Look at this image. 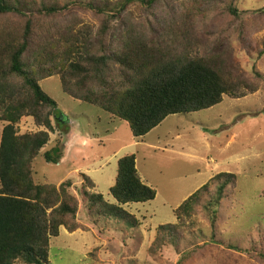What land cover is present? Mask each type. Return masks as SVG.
<instances>
[{"label": "rangeland", "instance_id": "1", "mask_svg": "<svg viewBox=\"0 0 264 264\" xmlns=\"http://www.w3.org/2000/svg\"><path fill=\"white\" fill-rule=\"evenodd\" d=\"M47 1L69 9L41 18V35L61 48L67 47L65 37L78 40L83 57L99 54L96 40L106 17L82 9L88 2L96 6L94 0ZM230 5L240 20L228 12ZM260 10L264 0H160L151 9L129 6L109 22L106 43L132 37L164 51L186 43L191 57L209 59L245 94L226 95L220 104L203 111L171 115L141 139L132 136L125 122L68 96L58 76L39 82L57 103L58 131L49 134L48 145L33 161V177L37 184L56 187L71 181L78 203L79 227L74 233L61 227L59 237L51 239L50 264H264L259 258L264 255V15ZM33 16L40 18L37 12ZM23 21L18 16L0 18V29H16ZM63 120L72 124L71 129ZM6 124L0 121V138ZM16 129L25 134L40 127L32 117H23ZM57 145L59 163H48L44 155ZM127 155H135L138 173L157 187L153 201L125 208L136 218V226L108 214L97 215L81 196L87 176L95 185L92 192L115 204L109 192L117 162ZM52 156L56 159L57 154ZM191 156L198 160L194 163ZM220 173L233 174L236 180L217 208L215 227L202 204L215 194L216 183L190 216L177 220L174 211L195 193L189 195L194 187H203ZM169 224H178L175 243L155 248L158 229Z\"/></svg>", "mask_w": 264, "mask_h": 264}, {"label": "trees", "instance_id": "2", "mask_svg": "<svg viewBox=\"0 0 264 264\" xmlns=\"http://www.w3.org/2000/svg\"><path fill=\"white\" fill-rule=\"evenodd\" d=\"M159 1H92L96 6L86 3L82 9L105 16L106 22L96 40L99 54L83 57L78 40L73 42L74 39L69 41L65 37L67 47L61 48L39 32L44 22L41 18L61 15L68 6L59 7L47 0H0V18L24 19L16 29H0V121L7 123L0 138V264H50L51 239L59 237L61 227L69 233L79 227L75 222L78 203L71 192L72 182L56 187L37 184L33 177V161L48 145L49 134L58 131L54 125L57 103L42 91L40 81L58 76L68 96L125 122L135 139L143 138L171 115L212 108L226 95L244 97L238 91V83L227 81L209 59L191 57L186 43L164 51L132 37L105 42L109 22L120 18L129 6L139 4L151 9ZM34 12L40 18L34 17ZM228 12L240 20L236 8L230 5ZM260 13L264 15V10ZM23 117H32L40 130L19 134L16 125ZM44 158L58 164L60 147L45 153ZM235 180L233 174L215 175L174 211L176 219L190 216L195 206L202 204L203 194H209L211 185L216 183L215 194L202 204L214 228L217 208ZM81 189L91 211L135 226L136 218L124 207L156 198V191L142 181L137 171L135 155L124 156L117 162L115 183L109 192L115 204L92 192L95 185L87 176H83ZM177 227L178 224L161 226L155 248L175 243ZM259 258L264 261V255Z\"/></svg>", "mask_w": 264, "mask_h": 264}, {"label": "crops", "instance_id": "3", "mask_svg": "<svg viewBox=\"0 0 264 264\" xmlns=\"http://www.w3.org/2000/svg\"><path fill=\"white\" fill-rule=\"evenodd\" d=\"M67 125H69V127H70V129H71V126H72V124L70 123H66ZM137 139V138H136ZM181 151H183L184 152V149L183 148H181ZM177 155L179 156V153H177ZM184 155V154H183ZM191 159L194 161V163H195V161L196 160H198V158L197 157H195V156H191ZM137 168V167H136ZM199 172L200 171H197L196 172V174H199ZM140 175V174H139ZM141 176V179H142V181L147 185V186H149V187H151V188H153V189H155V190H157V187H154V186H152L150 183H149V181L147 180V179H144L143 177H142V175H140ZM214 176V175H213ZM212 176V177H213ZM211 177V178H212ZM210 180V179H209ZM201 185L202 184H199V185H197L196 187H194V190L192 191V192H190L189 193V195L190 194H192L193 192H196L197 190H199L200 188H201ZM156 194H157V191H156ZM189 195H187L186 196V198L189 196ZM113 199V198H112ZM156 199V198H155ZM114 200V199H113ZM115 202V201H114ZM129 205H127V206H125L124 208H126V207H128Z\"/></svg>", "mask_w": 264, "mask_h": 264}, {"label": "water", "instance_id": "4", "mask_svg": "<svg viewBox=\"0 0 264 264\" xmlns=\"http://www.w3.org/2000/svg\"><path fill=\"white\" fill-rule=\"evenodd\" d=\"M60 120H61V118H60Z\"/></svg>", "mask_w": 264, "mask_h": 264}]
</instances>
